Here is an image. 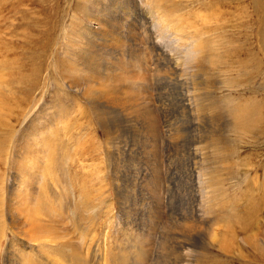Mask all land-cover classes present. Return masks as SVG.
I'll use <instances>...</instances> for the list:
<instances>
[{
	"label": "rangeland",
	"instance_id": "rangeland-1",
	"mask_svg": "<svg viewBox=\"0 0 264 264\" xmlns=\"http://www.w3.org/2000/svg\"><path fill=\"white\" fill-rule=\"evenodd\" d=\"M174 25L197 40L192 61V39L185 44ZM142 112L159 137L148 135ZM38 127L55 161L46 163L54 171L44 202L91 264H108L109 253L137 246V237L147 242L142 264H264V0H0V138L7 134V150L17 143L19 156L35 153L33 172ZM61 142L70 152L62 180L52 155ZM7 150L0 264L11 243L19 264L21 251L34 264H60L52 234L39 229L28 239L11 222L10 187L33 180L12 186ZM84 200L92 206L75 227L72 207ZM32 209L49 223L38 201ZM183 240L185 262L175 250Z\"/></svg>",
	"mask_w": 264,
	"mask_h": 264
},
{
	"label": "bare ground",
	"instance_id": "bare-ground-1",
	"mask_svg": "<svg viewBox=\"0 0 264 264\" xmlns=\"http://www.w3.org/2000/svg\"><path fill=\"white\" fill-rule=\"evenodd\" d=\"M128 1V0H127ZM130 1V0H129ZM148 3V2H147ZM156 20V19H155ZM150 22H153V18ZM167 23H170L169 21H167ZM152 24V23H151ZM176 24V23H175ZM171 25V23L169 24ZM178 25V24H177ZM175 26V30L181 35V37L183 38V41L185 44L188 45V42L191 41V44L188 45V52H187V58L185 59L186 62H189V61H192V59H194L193 57L197 54L196 52V49L194 50V46L193 47V43H194V40H196L194 38L193 35H190L189 32L187 31V29L183 28L182 26ZM153 26V25H152ZM102 27V26H101ZM165 29V28H164ZM152 32V31H151ZM161 36V35H160ZM109 37V35H108ZM130 39V38H129ZM190 39V41L188 40ZM163 40V39H161ZM148 41L151 42V45H155V46H158L156 45L157 43L155 42V39L152 38V35L150 34L149 37H148ZM197 41V40H196ZM205 44V43H204ZM134 45V44H133ZM202 45V44H201ZM131 47V46H130ZM202 47L200 46V43H199V48ZM129 48V47H128ZM158 48V47H157ZM203 49V48H202ZM158 50H160L162 53H163V56H167V59L166 61H168L169 63V66L170 65H173V68H175L176 70L179 69V66H180V63H177V62H174V61H171V58H170V55L168 54L167 51H164V49L162 48H158ZM198 50V49H197ZM200 50V49H199ZM42 51V50H41ZM134 51L132 50V53ZM86 56H84V59H86L87 61H89V59H93V55L96 54L95 50H94V47L92 46V48L90 49V52H87L85 53ZM200 54V53H199ZM196 59V58H195ZM130 60L132 61V65L134 67H139V64L137 65L136 63L138 62L136 59H132L130 58ZM180 60V59H179ZM36 61V60H35ZM99 62V61H98ZM97 59L95 61H93V64H97ZM92 63V61H91ZM174 63V64H173ZM168 65V64H166ZM168 66V67H169ZM99 67L97 65H94V67H92V69L94 71H97L99 70L98 69ZM36 69L39 70L40 68L36 66ZM119 68H116L114 70H110V72L112 71V73L117 70ZM182 69V68H181ZM92 70V71H93ZM106 70V69H105ZM119 71V70H118ZM180 71V70H179ZM100 74H103L102 72L98 71ZM35 74V73H34ZM98 74V73H97ZM164 74V73H163ZM192 75V74H191ZM101 76V75H100ZM99 76V77H100ZM127 76V75H126ZM33 76H31L32 78ZM36 77V76H35ZM121 77V76H119ZM134 77V76H133ZM117 78V77H116ZM132 78V77H131ZM143 78V77H142ZM145 78V77H144ZM106 79V78H105ZM38 80V78H37ZM135 80V79H134ZM175 80V79H174ZM178 80V79H177ZM181 80V79H179ZM179 80L177 82H179ZM193 80V79H192ZM131 81V79H130ZM184 82V80H182ZM161 82V81H160ZM182 82V83H183ZM180 83V82H179ZM185 83V82H184ZM174 84H177V83H174ZM181 84V83H180ZM184 85V84H182ZM189 85V84H188ZM30 86V85H29ZM37 86V85H36ZM178 86V85H177ZM26 87V86H25ZM25 90V89H24ZM33 88H31L29 91L32 92ZM29 91L27 93H29ZM130 91V90H129ZM25 92V91H24ZM23 92V93H24ZM191 94V93H190ZM135 95V94H134ZM186 95V94H185ZM122 97V96H121ZM131 97V95H130ZM139 98V97H137ZM135 98V99H137ZM197 99V98H196ZM134 100V99H133ZM191 100V99H190ZM189 100V101H190ZM125 102V101H124ZM190 103V102H189ZM186 105H190V104H186ZM57 107V106H56ZM45 108V107H44ZM59 110V109H57ZM98 110V109H97ZM131 113H136L138 111V108L137 106H135L134 103L131 104V109H130ZM61 112V110H60ZM103 114V113H102ZM140 117L142 118H145L147 121H148V124L147 126L150 127V130H147L148 132V135H151V137L153 139H155V137H159V130H155L156 124H154V121L152 119V116L151 114L148 113H140L139 114ZM154 117V116H153ZM59 119V118H58ZM146 121V122H147ZM7 123V122H6ZM8 124V123H7ZM43 125V124H42ZM108 125V124H107ZM5 128V126H4ZM39 128V131L41 133V137H40V148L38 149L39 152H38V155L36 156V161H37V170L36 172H33V169L31 168V165L33 163V158L35 157V153L34 152H25L24 155L22 156H19V154L17 153V148H16V144H13L11 148H6L5 146V141L7 139V134L5 137H2L0 138V156L2 155L3 152L6 153V150L9 151V155H10V159L9 161H7V168L9 166L8 169H10V173H9V176L10 179L9 181L12 183V186L14 185H21L22 181L27 178V179H32L33 180V183L29 184L27 183V179L24 180L26 181L27 184H23L22 187L20 188H14V187H10L12 189L11 192H8L9 195H11L8 200V203H7V209L8 211L11 213V222L13 223V220H16L17 222L20 221V224H18V227L17 229H25V231L23 232L24 236L26 235V237H29L32 236V234H34L37 230L39 229H44V233H49L52 234V239L56 240L58 243L56 244V246H54V248L51 249L52 251V254H56L58 255V257L60 258V264H91L92 262V259H87V258H82L83 254L81 253V250L80 248H76V243L73 241L72 239V236L69 232V229H66V231L61 234L58 232V229H57V226L55 225L54 223V220L52 219V216H50V211H49V208L47 207V202L45 201L44 202V198L46 197V193L47 191H49V186L48 184L46 183L45 185H43L45 182V179L46 177L48 176L49 172L50 171H54L53 168L49 167V165H47L46 163L49 162L51 160L52 164H55V161H54V158L50 157L47 153V145H46V142H45V135H44V132H45V128L43 127H38ZM9 130H11L10 128H7ZM33 130V129H31ZM13 131L12 133L14 134V130H11ZM115 133V132H114ZM66 134V132H65ZM117 134V133H116ZM117 136V135H116ZM69 139H72L71 137ZM10 140V138H9ZM12 140V139H11ZM10 140V141H11ZM20 140V139H19ZM15 141V140H14ZM211 142V141H210ZM62 143V142H61ZM212 144V143H211ZM11 146V144H8ZM59 145V144H58ZM9 146V147H10ZM21 146V145H20ZM46 148V150H45ZM67 148V145L65 144H60L58 146V150H57V153L56 154H52V155H56V157H58L60 159V164H58V167H59V173H61V175L59 176V179L62 180L64 179L63 175L66 176L65 172H66V163L68 161V157L66 155H68V151H65V149ZM16 152V153H15ZM2 157V156H1ZM41 157V160H39V158ZM0 162L1 165L3 164V160L1 159ZM36 164L34 166H36ZM1 168V167H0ZM34 168V167H33ZM35 169V168H34ZM6 170V169H5ZM4 174V173H3ZM199 174V173H198ZM5 175V174H4ZM7 175V174H6ZM52 177V176H51ZM68 178V176H66ZM201 177V176H200ZM212 178V177H211ZM215 179V178H214ZM6 180V179H5ZM210 180V179H209ZM8 181V180H7ZM217 181V180H216ZM30 182V181H29ZM31 183V182H30ZM62 183H65L62 182ZM212 183V182H211ZM210 183V184H211ZM214 183V182H213ZM207 184V183H206ZM215 184V183H214ZM212 184V185H214ZM218 184V183H217ZM216 184V185H217ZM214 187V186H212ZM9 188V189H10ZM25 188H28V194H25V192L27 191ZM22 189L21 191L24 192V194H20L17 195V191ZM74 189V188H73ZM216 189V188H215ZM8 190V188H7ZM219 190V189H218ZM66 191V190H65ZM216 191V190H215ZM45 195V196H44ZM54 196V194H53ZM18 197V199H17ZM217 197V196H216ZM4 198V197H3ZM46 199V198H45ZM50 199V198H49ZM64 199H68V194L64 196ZM4 199H2L3 201ZM88 200V199H87ZM87 200H84V202L80 205V206H73L72 207V213L75 217V222H74V226L77 224V220L78 219H81L83 220L82 218V215L85 211H87L88 209L91 208L92 206V203H90L89 201ZM211 200V199H210ZM34 201H38L39 203V206L41 208V211H39V214H41L42 217L45 218L44 220V224L45 222H49V223H46L45 225H42V221L40 218H38L37 216H35V213L33 212V205H34ZM209 201V200H208ZM215 201V200H214ZM199 206L198 208L196 209V212H195V216H196V219H199V220H202L203 218V215H204V211H206L205 209L204 210H201V208H203L202 204H201V200L199 201ZM211 202V201H210ZM0 204H4L3 202L1 203V197H0ZM68 205V204H67ZM4 207V206H3ZM70 207V206H69ZM5 208H6V205H5ZM39 208V207H38ZM3 209V208H2ZM7 211V212H8ZM38 211V210H37ZM36 211V212H37ZM3 211L0 210V217L2 219V214ZM52 212V211H51ZM60 212V211H59ZM56 216V215H55ZM79 217L78 219L76 217ZM87 218H89L87 216ZM126 218V217H125ZM89 220V219H88ZM80 221V220H78ZM85 221V220H84ZM127 221V220H126ZM200 222V221H199ZM14 224H16V222H14ZM1 225V224H0ZM63 225V224H62ZM20 227V228H19ZM76 227V226H75ZM190 227V226H189ZM14 228V227H13ZM20 231V230H19ZM41 233V231H39ZM27 233L30 235V236H27ZM63 234H66V239H64L62 236ZM34 236V235H33ZM46 236V235H45ZM48 236V235H47ZM16 237V236H15ZM142 237H137L136 238V243L138 244L137 246H131L129 248H126V249H123L122 248L120 250H118L116 253L115 252H111L109 253V258L107 259V261H109L108 264H142L144 262V254L141 252L142 249L144 248V245L145 243V240L142 238ZM27 239V240H28ZM32 239V237H31ZM59 239L62 241L64 239V242H61L59 241ZM67 240H70L72 241V245L70 243H65L67 242ZM186 242H188V240L185 238L184 239ZM183 241H179L177 242V244H179L178 246V249L177 247L175 248L176 250V253H178L179 257H180V260L182 261H188L186 258H185V255H187V246L188 244L186 242ZM30 242V241H28ZM134 243V244H136ZM14 244L11 243L8 245V248L7 251H4V256L6 255L4 261H5V264H7L9 262V264H19L17 262H15L13 260V254L11 255V252L9 251L10 250V247H13ZM136 247L137 249V254H138V257L137 259L135 260H132L134 257H133V250L131 249H134ZM143 247V248H142ZM146 248V247H145ZM144 248V249H145ZM147 249V248H146ZM45 250V249H44ZM21 251V250H19ZM148 251V250H147ZM16 252V251H15ZM145 253V252H144ZM148 253V252H147ZM18 254V253H17ZM27 253L26 252H23L21 251V253L19 252V255H18V259L20 261H22L21 263L24 264H34L32 261L30 262L27 261L28 259V256L27 258L25 259V255ZM183 258V259H182ZM3 260V259H2ZM179 260V261H180ZM58 263V262H57ZM4 264V263H3ZM49 264V263H48ZM55 264V263H54ZM175 264V263H174Z\"/></svg>",
	"mask_w": 264,
	"mask_h": 264
}]
</instances>
